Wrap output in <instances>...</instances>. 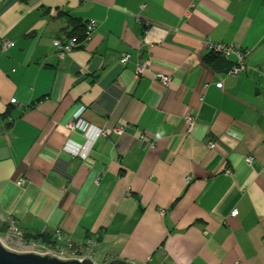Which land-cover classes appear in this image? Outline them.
<instances>
[{
  "label": "crops",
  "instance_id": "obj_1",
  "mask_svg": "<svg viewBox=\"0 0 264 264\" xmlns=\"http://www.w3.org/2000/svg\"><path fill=\"white\" fill-rule=\"evenodd\" d=\"M0 216L95 264H264V0H0Z\"/></svg>",
  "mask_w": 264,
  "mask_h": 264
},
{
  "label": "built area",
  "instance_id": "obj_2",
  "mask_svg": "<svg viewBox=\"0 0 264 264\" xmlns=\"http://www.w3.org/2000/svg\"><path fill=\"white\" fill-rule=\"evenodd\" d=\"M97 26L98 23L96 20H90L86 25L85 39L81 41L76 36L69 37L66 35H63L60 38L54 40V47L57 49L58 57L64 59L73 50L82 48L85 45V43L90 40ZM148 26H149L148 23H146V25L144 26L145 33L148 32ZM12 46L13 44L10 42L4 43L5 49H9ZM211 50L212 52L221 56L225 60H229L231 56H236L237 63L234 66V68L228 72L229 75L235 76L238 75L239 72L245 70L244 61H245V57L249 55L250 53L249 51L247 50L242 51L240 48H237L235 46H226L223 44L212 45ZM130 58L131 55L126 54L122 57L120 62L122 63V65H126L129 62ZM147 70H148V64L142 63L138 65L136 73L138 76H141ZM159 79L162 82V84H164L165 86H168L171 82V78L168 76L160 75ZM217 87L219 89H222L223 83L222 82L219 83ZM14 102L15 100H13V103ZM187 122H188V130L191 131L195 125L194 119L192 117H189ZM83 125L85 124L82 123L81 119L80 120L76 119L75 121L68 124V128H70L71 130H76L77 128L79 129L82 128ZM124 131H125L124 127L104 128L101 130L100 135L101 137H112L115 135H121L124 133ZM210 148L215 149L216 148L215 144H211ZM246 161L249 165H251L253 163V158L248 157ZM24 184H25L24 181L19 182L20 186H23ZM238 213H239L238 211H234L232 215L237 216ZM12 225H14V223ZM12 230L16 234L22 235V233L18 231L16 226H14ZM98 245H99V240L95 238H89L84 242H73L68 236L64 235L60 230H56L55 232H53L50 240L33 241L29 245L28 253H33L41 256H51L64 262L74 261V260L82 262L85 259H90L93 261V256L95 254V250L97 249Z\"/></svg>",
  "mask_w": 264,
  "mask_h": 264
},
{
  "label": "water",
  "instance_id": "obj_3",
  "mask_svg": "<svg viewBox=\"0 0 264 264\" xmlns=\"http://www.w3.org/2000/svg\"><path fill=\"white\" fill-rule=\"evenodd\" d=\"M0 264H95L90 259L84 261H61L51 256H41L33 253L17 254L8 251L0 243ZM110 264H132L123 260H114Z\"/></svg>",
  "mask_w": 264,
  "mask_h": 264
},
{
  "label": "rangeland",
  "instance_id": "obj_4",
  "mask_svg": "<svg viewBox=\"0 0 264 264\" xmlns=\"http://www.w3.org/2000/svg\"><path fill=\"white\" fill-rule=\"evenodd\" d=\"M9 220H5L0 216V243L8 251L17 253V254H26L29 252V245L33 242L31 239L26 238V233L29 235L36 234L32 232L22 231L15 223ZM16 226L18 231L22 235L16 234L12 228Z\"/></svg>",
  "mask_w": 264,
  "mask_h": 264
},
{
  "label": "trees",
  "instance_id": "obj_5",
  "mask_svg": "<svg viewBox=\"0 0 264 264\" xmlns=\"http://www.w3.org/2000/svg\"><path fill=\"white\" fill-rule=\"evenodd\" d=\"M85 31H86V26L84 27V30L81 31V34H70L71 36H76L79 38V40H83L85 39ZM218 57L217 55H215L214 57H207L205 59L206 63L207 64H211L213 65V61H217L218 60ZM26 238L27 239H31L33 241H36V240H50L51 239V234L50 233H36V234H32V235H29L26 233Z\"/></svg>",
  "mask_w": 264,
  "mask_h": 264
}]
</instances>
